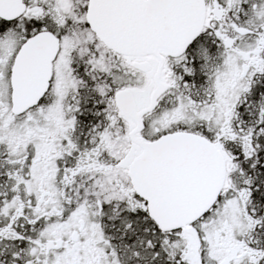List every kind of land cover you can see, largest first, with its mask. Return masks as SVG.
Returning <instances> with one entry per match:
<instances>
[{
	"label": "snow or ice",
	"instance_id": "snow-or-ice-1",
	"mask_svg": "<svg viewBox=\"0 0 264 264\" xmlns=\"http://www.w3.org/2000/svg\"><path fill=\"white\" fill-rule=\"evenodd\" d=\"M0 264H264V0H0Z\"/></svg>",
	"mask_w": 264,
	"mask_h": 264
}]
</instances>
